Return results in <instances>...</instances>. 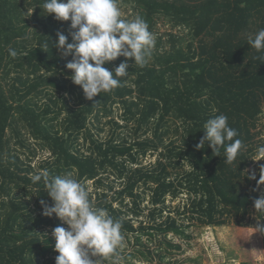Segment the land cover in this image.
Returning a JSON list of instances; mask_svg holds the SVG:
<instances>
[{
    "label": "trees",
    "instance_id": "trees-1",
    "mask_svg": "<svg viewBox=\"0 0 264 264\" xmlns=\"http://www.w3.org/2000/svg\"><path fill=\"white\" fill-rule=\"evenodd\" d=\"M116 2L143 17L153 37L158 18L165 16L173 26L188 28L191 42L185 49L177 45L182 38L169 34L171 50L152 51L155 60L143 68L129 59L121 86L89 101L69 78L72 73L65 65L72 57L62 58L55 47L57 32L72 42L71 21L44 12L43 0H0V264H56L51 233L68 225L55 214L43 215L41 201L49 206L53 201L43 179L36 184L31 179L43 170L50 179L71 172L94 206L122 222L124 238L136 235V245H142L143 235L160 237L156 255L162 264L167 259L163 245L181 248L168 236H187L188 227L181 222L187 214L209 226L227 224L230 216L248 229L264 224V213H256L253 204L264 195V184L257 185L264 160L256 179H248L254 173L248 168L264 146L257 143L264 114V51L248 43L264 29V0ZM162 41L158 36L159 47ZM9 49L18 55L11 57ZM124 59L105 67L112 71ZM116 106L124 108L123 121L113 116ZM221 114L245 145L233 164L224 162V147L219 156L208 144L196 148L205 122ZM108 116L106 124L115 130L104 140L94 127L103 131ZM131 122L136 123L135 139L129 141L117 130ZM171 123L176 132L182 131V142L170 138ZM37 146L48 155L34 167ZM23 149L33 154L27 161ZM149 152L159 156L144 165ZM89 181L95 186L92 192ZM146 193L151 205L145 214ZM185 193L187 202L172 211L167 196ZM144 214L149 223L142 220L136 226ZM139 249L141 257L153 261L155 252L149 250L148 256Z\"/></svg>",
    "mask_w": 264,
    "mask_h": 264
},
{
    "label": "clouds",
    "instance_id": "clouds-1",
    "mask_svg": "<svg viewBox=\"0 0 264 264\" xmlns=\"http://www.w3.org/2000/svg\"><path fill=\"white\" fill-rule=\"evenodd\" d=\"M42 10L54 14L56 20L71 21L70 27L75 30L71 33L72 42H68L62 32H57L55 47L62 58L72 57L65 65L72 73L69 78L82 88L89 101L121 86L122 78L129 73V59L143 68L151 57L155 41L148 23L140 16L130 21L121 19L116 0H43ZM248 43L257 52L264 51V29L250 36ZM9 55L15 58L18 53L9 49ZM118 57L125 59L114 70H108L105 64ZM203 131L204 136L196 148L203 149L208 144L219 156L220 148L224 147L227 164H233L245 147L223 114L209 118ZM260 160H264V146L258 148L255 161ZM31 179L33 184L43 179L53 201L51 206L41 201L43 215L52 217L55 214L68 225L67 229L57 226L51 233L55 240L54 251L58 253L56 264H101L102 258L117 255L124 239L122 222L109 215L106 209L94 206L85 187L71 172L50 179L48 171L43 170ZM248 179L255 180V173ZM261 184H264V165L260 166L257 181L258 186ZM253 204L256 213H264V195L255 198ZM254 229L264 234V224L258 223Z\"/></svg>",
    "mask_w": 264,
    "mask_h": 264
},
{
    "label": "rangeland",
    "instance_id": "rangeland-1",
    "mask_svg": "<svg viewBox=\"0 0 264 264\" xmlns=\"http://www.w3.org/2000/svg\"><path fill=\"white\" fill-rule=\"evenodd\" d=\"M117 5L121 11V19L130 21L137 17L132 7L122 4L121 2H118ZM155 27L156 34L153 37L155 44L152 51L163 53L165 51L171 50L173 46V42L169 41V34L171 33L176 35L178 37V40L182 38L181 41H177V45L182 44L185 49H188V45L191 42L192 38L188 28L173 26V22L170 20V18H166L165 16L158 18V22ZM158 36H162L163 39V43L160 45V47L157 45ZM148 60L152 63L155 58L153 55H151ZM132 77H135V75H133ZM122 114H124L123 106H116V108H114L113 114L115 119L123 121L121 117ZM109 119L110 116L103 118L102 123L105 125L103 131L100 132L97 128L94 127L95 131L100 133L99 137L104 140L111 137L112 132L115 130V128L111 124H106ZM135 126L136 123L131 122L129 128L118 129L117 133L119 134L120 132L121 137H128L129 141H132L135 139V133L133 131ZM171 127L172 132L170 134V138H177L180 142H182V131L176 132L174 130V123H171ZM257 130H259L260 133L257 137V143L263 144L264 114L260 120V125ZM149 135L151 137L152 134ZM15 140L16 139L13 140V143L16 144ZM37 147L38 154L32 162L34 167L38 166L39 161L47 157L48 155V153L43 151L39 146ZM23 153L26 156H24V159L26 161L27 156L32 157L33 155L28 149H23ZM158 156L159 154L157 152H149V154L143 158L142 163L144 165L153 164L157 160ZM257 158L258 156L255 159ZM260 162L261 160H254V163L249 166L248 170L258 174ZM184 169H190V166L185 165ZM179 170L182 169L180 168ZM87 185L89 186V191L92 192L95 187L92 181H89ZM118 186L121 187L119 183L116 184L117 188H119ZM146 194L147 197L143 204V207L146 205L145 214L148 213V209L151 205L150 202H148L150 194ZM187 197L188 196L186 193L180 195L175 199L172 198L171 195H168L166 204L169 205V207L173 211L175 207L179 205L183 206L184 203L187 202ZM145 214L141 215V217L135 221L136 226H138L142 220H144V224L149 223V219L147 220ZM171 214L173 217L176 216L175 212H172ZM166 216L167 214L164 213V218ZM188 217L189 214H187V217L181 218V222L188 227L186 229L187 236H178L174 235L173 233H170L168 236V240H171L174 245H180L181 248H169L166 245H163V253H166L167 255V259H165L163 264H264V234L255 232L254 228L248 229L236 225L235 218L233 216H230L227 224L218 226H209L208 224H205L196 218L189 219ZM252 217L255 219L256 214L254 213ZM164 218L161 219V221L164 220ZM129 236L130 240L127 238L123 239V244L119 249L120 252H118L116 256L111 258L109 262L101 259V264H162V262L156 255V251L159 248L158 240L160 239V237L149 239L148 235H143L141 239L142 245H136V235L130 234ZM138 248L142 249V251H144L148 256H150L148 254L149 250L151 252H155V254L153 253L155 255L153 261H151L149 258L147 259L141 257L142 255L136 251ZM95 259H99V257H94V260Z\"/></svg>",
    "mask_w": 264,
    "mask_h": 264
}]
</instances>
